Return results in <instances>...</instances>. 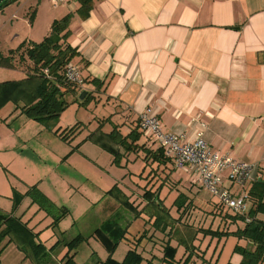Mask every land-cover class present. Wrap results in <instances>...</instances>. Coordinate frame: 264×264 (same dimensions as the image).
<instances>
[{"label":"crops","instance_id":"obj_1","mask_svg":"<svg viewBox=\"0 0 264 264\" xmlns=\"http://www.w3.org/2000/svg\"><path fill=\"white\" fill-rule=\"evenodd\" d=\"M35 2L17 0L5 10L14 13L17 6L33 8ZM80 6L78 0H67V4L60 6L64 11L51 20L52 23L72 15L67 41L77 50L78 56L72 62L80 67L86 81L84 89L67 94L65 99L72 95L81 104L89 95L87 101L92 100L100 107V116L93 115L96 122L90 117L88 122H80L82 128L88 129L86 137L93 133L108 135L114 130L122 138L139 137L135 143L139 148L125 155L127 160L132 155L136 159L144 156L150 174L156 175L149 192L164 203L173 193L169 186L173 180H183L187 185L185 181L194 179L176 171L169 159H159L151 152L161 148L160 145L138 127L140 113L147 107L154 110L165 132L192 138L197 128L195 121L203 120L207 125L204 138L211 150L264 166V0H93L84 18L78 12ZM5 10L0 21L5 19ZM32 11L28 13L30 23L35 17ZM8 52L0 54L7 56ZM83 92L86 96L81 101ZM54 130L56 133L60 128ZM90 144L102 148L91 140L80 145L79 152L100 159L101 152ZM254 175L256 180L243 187L233 185L225 176L224 187L235 195L245 191L250 195L254 183L264 182V169ZM118 179L114 176L112 183L119 182ZM101 183L92 184L90 192L104 198L111 190ZM249 201L250 212L258 205L252 197ZM127 210L132 214L130 219L138 222L133 229L126 219L117 224L119 229H128L124 240L149 241L153 248L150 252L157 257L158 243L166 235L155 232L153 221H144L143 214ZM37 214L35 230H39L36 232L39 240L53 245L55 236H50V230L47 233L43 226L53 229L56 236L66 228L60 226L61 221L53 227V220L50 223L45 212L38 210ZM259 215L264 212L257 215L264 221ZM147 231L148 236L139 241ZM60 243L58 240V247ZM243 246L255 250L252 244ZM216 253L217 250L214 257ZM242 261V256L237 257L232 264ZM211 264H215L213 259Z\"/></svg>","mask_w":264,"mask_h":264},{"label":"rangeland","instance_id":"obj_2","mask_svg":"<svg viewBox=\"0 0 264 264\" xmlns=\"http://www.w3.org/2000/svg\"><path fill=\"white\" fill-rule=\"evenodd\" d=\"M35 1L33 8L17 6L14 13L6 8L0 11V14L6 11L5 19L0 21V53L33 41L41 43L52 34L51 25L55 21L51 23V20L64 9L55 8L50 0ZM31 10L35 11L33 23H30L28 14ZM14 62L15 69L0 67V212L18 219L34 233L39 232L35 230L38 210L45 212L50 223L64 209L69 212L60 220V226L66 228L63 233L56 236L53 229L43 226L56 239L53 245L50 241L44 242L49 253L46 258L37 260L36 257L35 260L30 250L25 253L6 236L0 254L1 264H63L62 259L68 252L65 243L78 236L84 237L75 250L74 260L78 264H110L109 257L123 262L130 250L139 255L141 261L137 264H211L212 259L215 264H230V260L234 263V259L241 258L235 249L245 248L243 245L249 242L236 233L244 228L245 223L235 218L236 215L228 208L222 207L220 199L209 190L195 185L196 174H188L181 169L176 171L194 180L185 181L187 185L183 180H173L174 184L171 182L169 185L173 193L164 201L169 211L163 215L180 221V225H175L174 238L169 241L166 237L158 243L157 257L152 256L150 250L153 248L149 241L138 243L136 238L119 242L111 255L104 245L108 242L104 234L113 231V226L125 219L131 229L135 227L138 221L130 219L132 214L127 209L131 210L132 205L137 210L141 208L138 210L141 212L147 207L145 196H149L156 175L150 174L144 156L136 159L137 156L132 155L127 160L123 155L115 161L114 154L92 144L90 146L101 152L100 159L96 155H83L86 154L84 150L79 152L80 145L91 141L89 136L86 137L88 129L82 128L81 123L88 122L89 117L96 122L93 115L101 114L100 107L92 100L81 105L78 97L70 95L66 97L68 105L58 118L43 122L28 118L30 107L37 102L35 91L38 81L27 78L26 68L33 65L29 60L22 64L16 56ZM77 123H80V128L70 140L64 141L56 135L54 129L70 130ZM114 176L119 177V182L112 183ZM100 182L112 190L107 193L109 196L100 198L90 192L92 184ZM183 191L189 201L179 208L183 201H178V198ZM142 217L144 221H152L147 211ZM259 217L264 219V215ZM203 229L219 230L222 234L213 236ZM158 236L162 237L161 234ZM44 239L48 240L47 234H44ZM58 240H61L60 247L56 244ZM166 248L176 250L175 261L163 260Z\"/></svg>","mask_w":264,"mask_h":264},{"label":"trees","instance_id":"obj_3","mask_svg":"<svg viewBox=\"0 0 264 264\" xmlns=\"http://www.w3.org/2000/svg\"><path fill=\"white\" fill-rule=\"evenodd\" d=\"M17 0L5 1L0 6V11L5 7L15 3ZM81 4L78 12L82 17H87L88 11L92 8L93 0H78ZM72 15H67L66 17L55 20L52 26V34L44 39L41 43L31 42L28 45L24 44L17 49H12L7 53V56L0 54V67L15 69V57L19 56L22 64L29 60L33 65L26 68L27 78L30 81L37 80L38 87L35 91V104L33 103L28 112V118L35 121H46L50 119H55L61 115L65 107L68 105L65 96L67 94H74L78 88L75 85L69 83L64 77V71L68 63L72 62L73 59L78 56L77 50L72 48L68 44L67 37L70 36L69 24L71 22ZM44 69L49 70V76H46L43 72ZM86 82V81H85ZM81 102V105L86 104L87 98ZM80 128V123L69 129L63 131L58 130L56 134L64 141L70 140L74 136V132L78 131ZM139 137L131 135V137L122 138L121 134L114 130L111 134L103 133H93L89 136V139L93 142H97L100 146L111 154L115 155V161L125 155L128 152L136 151L139 146H135ZM131 141H129V140ZM161 147V146H160ZM163 151V150H162ZM159 148L153 152V155H158L160 159L166 160L164 152ZM149 151V153H151ZM168 160V159H167ZM169 161V160H168ZM112 192V190H111ZM109 192V193H111ZM250 197L257 202V207L252 209L246 217L236 215L235 218H240L244 223V228H240L238 233H236L240 238H243L255 246V250H250L248 247H236L235 252L239 253L243 257L241 264H264V221L257 218L258 213L264 212V182L258 181L254 183L250 190ZM148 199L147 207L143 211H138L132 205L130 208L139 214H143L147 211L148 218L152 219L151 226L155 232L165 234L166 237L171 241L174 238L175 225H180V221L176 219H171L170 217H165L163 214L166 213L168 208L164 206L163 201L156 196L154 193H149V196H145ZM180 202L179 208L183 207V203L186 205L188 202L187 197L180 195L178 201ZM150 204V205H149ZM129 205V204H128ZM130 206V205H129ZM152 208H155L152 210ZM69 210L64 209L61 215L57 216L53 220V227H57L60 224V220L68 215ZM14 220V221H12ZM116 230H109L108 233L104 234L105 246L110 251L112 255L117 244L123 241L128 234V229H119L118 225H115ZM151 228V229H152ZM192 227H190L191 229ZM206 234L213 236H221L222 232L219 230L213 231L212 229H203ZM39 233H34L32 230H28L26 226L23 225L18 219L11 218L8 213L0 212V254L2 253V243L9 236L11 242L14 241L19 249L23 250L25 253L30 250L33 254V258L38 260L39 258H46L49 253L47 252L46 246L39 240ZM149 231L143 233L139 241L144 240V236H148ZM112 239V241L110 240ZM147 238V237H146ZM84 237L78 236L71 240L66 247H68V252L62 259L63 264H78L75 259L76 249L78 245L83 241ZM134 245V244H133ZM137 244L136 246H139ZM234 252V253H235ZM176 250L168 248L165 249V254L163 255L164 261H175ZM154 257V256H153ZM191 257V256H190ZM188 257L187 259H189ZM35 259V260H36ZM135 261V263H133ZM140 257L135 251L130 250L125 257L123 262H118L111 257H109L108 262L110 264H137L139 263ZM188 261V260H187ZM1 264V263H0Z\"/></svg>","mask_w":264,"mask_h":264},{"label":"built area","instance_id":"obj_4","mask_svg":"<svg viewBox=\"0 0 264 264\" xmlns=\"http://www.w3.org/2000/svg\"><path fill=\"white\" fill-rule=\"evenodd\" d=\"M54 7L67 4V0H50ZM44 74L49 76V70L44 69ZM64 78L78 89H84L85 78L78 65L70 62L64 71ZM197 128L192 138L185 134H173L165 132L159 117L154 114L151 107H147L140 113L138 127L146 137H151L161 146L165 156L176 167L185 172L196 174L197 182L204 189L209 190L220 199V205L228 208L235 215H247L249 213L250 196L247 191L235 195L231 189L224 187V177L233 185L245 186L248 182L255 181L254 173L264 169L255 162H241L223 155L214 150L204 138L207 125L203 120H196ZM264 161V160H263ZM264 226V225H263Z\"/></svg>","mask_w":264,"mask_h":264},{"label":"water","instance_id":"obj_5","mask_svg":"<svg viewBox=\"0 0 264 264\" xmlns=\"http://www.w3.org/2000/svg\"><path fill=\"white\" fill-rule=\"evenodd\" d=\"M5 1H8V0H0V6L5 3ZM86 96V92H83L82 95L80 96V99L81 101L85 98Z\"/></svg>","mask_w":264,"mask_h":264}]
</instances>
